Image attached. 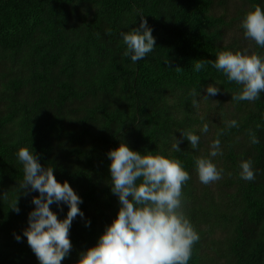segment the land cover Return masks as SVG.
Instances as JSON below:
<instances>
[{"label": "trees", "instance_id": "obj_1", "mask_svg": "<svg viewBox=\"0 0 264 264\" xmlns=\"http://www.w3.org/2000/svg\"><path fill=\"white\" fill-rule=\"evenodd\" d=\"M228 2L0 0V264H39L23 237L39 193L19 189L24 173L17 151L35 152L42 167H53L57 181H67L82 198L85 215L73 220V247L62 261L77 264L118 214L107 153L122 142L141 154L179 160L190 174L182 211L199 240L188 264H264V93L256 101H232L240 85L210 63L198 73L193 69L195 61H214L221 51L264 56L241 27V40L229 35L232 21L240 26L253 6L264 8V0H240L232 21L225 15ZM138 15L147 19L156 45L134 64L123 58L120 32L139 27ZM209 84L220 92L204 99ZM192 89L202 95L198 109ZM202 104L208 107L204 114ZM232 120L237 127H228ZM179 131L199 135L198 149ZM174 136L181 151H170ZM216 139L223 155L209 157ZM196 157L223 169L218 195L200 185ZM242 159L252 160L254 181L240 179ZM17 202L19 213L12 210ZM50 208L61 220L69 210L63 204Z\"/></svg>", "mask_w": 264, "mask_h": 264}, {"label": "clouds", "instance_id": "obj_2", "mask_svg": "<svg viewBox=\"0 0 264 264\" xmlns=\"http://www.w3.org/2000/svg\"><path fill=\"white\" fill-rule=\"evenodd\" d=\"M138 16L141 18L139 27L120 32L125 46L123 58L134 64L152 53L156 45L147 19ZM240 27L246 39L264 48V8L253 6L244 14ZM206 63L226 76L229 82L241 86L238 93L231 94L232 101L252 102L264 93V56L249 54L247 50L221 51L214 61H195L194 71H202ZM205 91L207 95L203 98L209 99L216 96L220 88L209 84ZM189 94L193 97V108L198 109L196 97L202 96L201 92L192 89ZM237 126L235 120L228 122V127ZM200 131L208 133L209 125L203 123ZM179 132L183 140L190 142L192 150L198 149L199 135L192 131ZM173 139L170 151H181L179 145L182 141L175 136ZM251 142H259L254 134H251ZM150 153L141 154L123 142L107 153L111 161L110 188L118 197L119 211L96 245L79 254L77 264H188L192 246L199 240L191 221L182 211V187L190 180V174L179 160ZM222 155L220 140L216 139L210 145L209 157ZM16 156L24 173L19 189L24 195L39 193L32 198L35 208L29 213L23 237L27 238L39 264H62L73 247L69 236L73 220L85 215L80 208L83 200L67 181H57L53 167H42L35 152L22 147ZM195 171L204 185L220 180L223 175V169H218L211 159L205 157L195 158ZM239 177L250 182L255 180L252 160H241ZM53 204L68 207L65 219H58L57 213L50 208ZM12 210L19 213L18 202ZM90 225L88 220L85 226ZM15 239L19 242L22 237L15 235Z\"/></svg>", "mask_w": 264, "mask_h": 264}, {"label": "rangeland", "instance_id": "obj_3", "mask_svg": "<svg viewBox=\"0 0 264 264\" xmlns=\"http://www.w3.org/2000/svg\"><path fill=\"white\" fill-rule=\"evenodd\" d=\"M240 6H241L240 0H229L228 5H227V14H225L228 20L232 21L238 16L237 11ZM229 35H230V40H234V39L241 40L242 33H241L240 26H239V21H235V22L232 21V27L230 29ZM224 105L226 108L230 106V103L227 99L224 100ZM207 110H208L207 105L202 104L200 107V113L204 114ZM210 117L212 116L210 115ZM218 119L221 120V117H219ZM200 185L204 186V184H202L201 182H200ZM208 186L216 195L219 194V187H218L217 181L208 184Z\"/></svg>", "mask_w": 264, "mask_h": 264}]
</instances>
